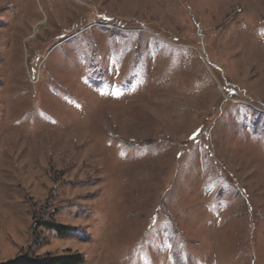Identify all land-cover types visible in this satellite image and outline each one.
I'll return each instance as SVG.
<instances>
[{
    "label": "rangeland",
    "instance_id": "374dc122",
    "mask_svg": "<svg viewBox=\"0 0 264 264\" xmlns=\"http://www.w3.org/2000/svg\"><path fill=\"white\" fill-rule=\"evenodd\" d=\"M67 254L264 264V0H0V264Z\"/></svg>",
    "mask_w": 264,
    "mask_h": 264
},
{
    "label": "trees",
    "instance_id": "16d2710c",
    "mask_svg": "<svg viewBox=\"0 0 264 264\" xmlns=\"http://www.w3.org/2000/svg\"><path fill=\"white\" fill-rule=\"evenodd\" d=\"M47 229L55 230L59 236H67L70 229L63 225H58L54 223H43L41 224ZM84 257L80 254H67L62 256H51L46 255L44 257H30L24 255L18 257L6 264H83Z\"/></svg>",
    "mask_w": 264,
    "mask_h": 264
}]
</instances>
